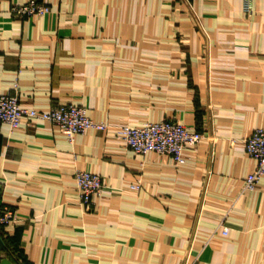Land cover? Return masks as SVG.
Returning a JSON list of instances; mask_svg holds the SVG:
<instances>
[{"label": "crops", "instance_id": "0c3cea01", "mask_svg": "<svg viewBox=\"0 0 264 264\" xmlns=\"http://www.w3.org/2000/svg\"><path fill=\"white\" fill-rule=\"evenodd\" d=\"M25 1L0 0V92L41 110L80 103L113 128L175 118L205 138L179 163L135 153L114 129L70 140L48 120L0 122V216L14 211L0 264H264V175L247 187L246 148L264 127V0L13 11ZM82 169L105 184L90 209Z\"/></svg>", "mask_w": 264, "mask_h": 264}, {"label": "built area", "instance_id": "2783aa9c", "mask_svg": "<svg viewBox=\"0 0 264 264\" xmlns=\"http://www.w3.org/2000/svg\"><path fill=\"white\" fill-rule=\"evenodd\" d=\"M52 0H26L22 5L13 7L19 15L35 16L50 12ZM245 9L252 11L247 2ZM38 119L48 120L57 124L70 140L75 134L89 129H114L116 136L125 142L135 153L158 152L170 155L176 162L184 163L187 158L186 149L196 147L205 135L194 126L177 120L166 118L160 121H147L142 124H121L113 126L105 121L95 120L87 107L75 102H58L49 109L41 110L22 103L18 93L0 92V122L9 123L17 128L24 122ZM248 153L256 159V168L247 177V187L255 188L264 175V127L257 128L246 140ZM76 180L82 203L92 208L96 198L104 190L102 176L97 172L77 170ZM139 188L138 184L133 186ZM14 217L12 209L0 216V223H7ZM228 232L227 228L224 230ZM1 250V239H0Z\"/></svg>", "mask_w": 264, "mask_h": 264}, {"label": "water", "instance_id": "95a60500", "mask_svg": "<svg viewBox=\"0 0 264 264\" xmlns=\"http://www.w3.org/2000/svg\"><path fill=\"white\" fill-rule=\"evenodd\" d=\"M7 261H4V263H6Z\"/></svg>", "mask_w": 264, "mask_h": 264}]
</instances>
